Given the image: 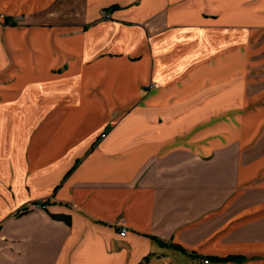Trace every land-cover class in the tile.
Listing matches in <instances>:
<instances>
[{
    "label": "crops",
    "instance_id": "obj_1",
    "mask_svg": "<svg viewBox=\"0 0 264 264\" xmlns=\"http://www.w3.org/2000/svg\"><path fill=\"white\" fill-rule=\"evenodd\" d=\"M0 14V264H264V0Z\"/></svg>",
    "mask_w": 264,
    "mask_h": 264
},
{
    "label": "built area",
    "instance_id": "obj_2",
    "mask_svg": "<svg viewBox=\"0 0 264 264\" xmlns=\"http://www.w3.org/2000/svg\"><path fill=\"white\" fill-rule=\"evenodd\" d=\"M19 19H20V17H12L10 21L13 22V23H16ZM102 136H104V135H102ZM41 206L43 207L44 205H41ZM124 233H125V230L122 229L120 231V235H124ZM208 262H209L208 258H203V259L197 261L196 264H206Z\"/></svg>",
    "mask_w": 264,
    "mask_h": 264
},
{
    "label": "trees",
    "instance_id": "obj_3",
    "mask_svg": "<svg viewBox=\"0 0 264 264\" xmlns=\"http://www.w3.org/2000/svg\"><path fill=\"white\" fill-rule=\"evenodd\" d=\"M10 20H11V18H10ZM10 20L8 19L7 22L10 23L11 25H13L14 23L11 22ZM41 205H45V202H42ZM25 210H26V207H25V206L21 208V212H24ZM160 243H162V244H166V243H164V242H160ZM166 245H167V244H166ZM168 245L174 247L175 249H178V250L184 251V249H183L182 247H180L179 245H177V244H168Z\"/></svg>",
    "mask_w": 264,
    "mask_h": 264
},
{
    "label": "rangeland",
    "instance_id": "obj_4",
    "mask_svg": "<svg viewBox=\"0 0 264 264\" xmlns=\"http://www.w3.org/2000/svg\"><path fill=\"white\" fill-rule=\"evenodd\" d=\"M2 16H3V14H0V19H2ZM23 22H24V19H23V18H20L16 23H17V24H22ZM6 23H8V22H6ZM8 24H10V23H8ZM124 110H126V109H125V108H121V109H119L120 114H121ZM102 135H104V134H101V137H102Z\"/></svg>",
    "mask_w": 264,
    "mask_h": 264
}]
</instances>
